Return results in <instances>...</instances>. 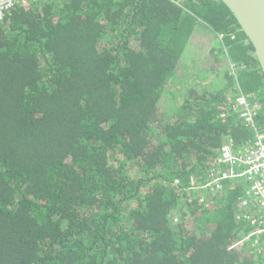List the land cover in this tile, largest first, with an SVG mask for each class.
<instances>
[{"label":"trees","instance_id":"obj_1","mask_svg":"<svg viewBox=\"0 0 264 264\" xmlns=\"http://www.w3.org/2000/svg\"><path fill=\"white\" fill-rule=\"evenodd\" d=\"M260 135L264 73L221 0L16 5L0 22V264H264L245 183L203 188L225 144Z\"/></svg>","mask_w":264,"mask_h":264},{"label":"built area","instance_id":"obj_2","mask_svg":"<svg viewBox=\"0 0 264 264\" xmlns=\"http://www.w3.org/2000/svg\"><path fill=\"white\" fill-rule=\"evenodd\" d=\"M20 1L22 0H0V22L4 21ZM232 68L235 70V65H232ZM237 108L245 123L255 126L254 116L257 114L259 105L253 101L249 102L247 97L241 93L237 98ZM217 163L224 166L227 171L212 170L209 176L211 180L206 182L203 188L214 191L216 188L217 191H220L223 189V182L229 178L234 179V183L244 182L246 196L242 199L241 205L247 207L252 203L264 210V136L260 135L253 147L243 149L239 153H235L230 145L225 144L218 155ZM229 170L230 173H228ZM258 232H264V229L261 228Z\"/></svg>","mask_w":264,"mask_h":264},{"label":"water","instance_id":"obj_3","mask_svg":"<svg viewBox=\"0 0 264 264\" xmlns=\"http://www.w3.org/2000/svg\"><path fill=\"white\" fill-rule=\"evenodd\" d=\"M232 12L248 40L264 73V0H221Z\"/></svg>","mask_w":264,"mask_h":264},{"label":"rangeland","instance_id":"obj_4","mask_svg":"<svg viewBox=\"0 0 264 264\" xmlns=\"http://www.w3.org/2000/svg\"><path fill=\"white\" fill-rule=\"evenodd\" d=\"M203 34V33H202ZM201 33L199 34L200 36L202 35ZM210 38H211V35L210 36H207V35H203L202 36V40L204 41V42H206V44H209L210 43ZM207 46V45H206ZM188 62H190L192 65H193V61L191 60V58L189 57L188 59ZM202 65H203V63H201V64H199L198 62H195V66H194V68H191V67H189L188 65H183L182 67H181V70L179 71L180 73H181V77H187L188 76V74H193L194 76L198 73V70H200L201 69V67H202ZM193 76V77H194ZM193 77H191V79H193ZM225 88V87H224ZM223 88V89H224ZM186 90L188 89V88H185ZM170 96V95H169ZM171 98H164L163 100H162V104H161V107L163 108V110L165 111V110H168V109H171V105L173 104V96H170ZM260 215H262V216H264V210H262L261 211V213H260Z\"/></svg>","mask_w":264,"mask_h":264},{"label":"bare ground","instance_id":"obj_5","mask_svg":"<svg viewBox=\"0 0 264 264\" xmlns=\"http://www.w3.org/2000/svg\"><path fill=\"white\" fill-rule=\"evenodd\" d=\"M29 3H31L30 0H22V1H20V2H17L18 5H20V4H29ZM226 171H227V169H226V170H223V171H221V172H226ZM239 171H240V170H239ZM228 173H230V170H229ZM231 180H234V179L229 178V179H226L225 181H231Z\"/></svg>","mask_w":264,"mask_h":264},{"label":"clouds","instance_id":"obj_6","mask_svg":"<svg viewBox=\"0 0 264 264\" xmlns=\"http://www.w3.org/2000/svg\"><path fill=\"white\" fill-rule=\"evenodd\" d=\"M235 184V183H234Z\"/></svg>","mask_w":264,"mask_h":264}]
</instances>
